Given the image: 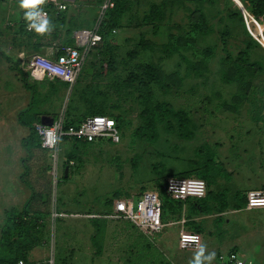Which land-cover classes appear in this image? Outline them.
Wrapping results in <instances>:
<instances>
[{
	"label": "rangeland",
	"instance_id": "rangeland-1",
	"mask_svg": "<svg viewBox=\"0 0 264 264\" xmlns=\"http://www.w3.org/2000/svg\"><path fill=\"white\" fill-rule=\"evenodd\" d=\"M76 1L65 3L61 13L65 17L70 13L71 20L72 12L78 11L77 21L82 16L86 20L91 18V23L77 25L74 30L89 27L102 3ZM231 2L129 0L113 29L111 42L107 46L98 44L85 55L80 73L71 85L65 82L61 86L48 76L30 79L36 84L41 110L74 121L85 115L93 102L114 120L118 130L115 143L102 139L75 147L72 161L68 162L71 174L66 181L60 178L58 167L69 152L63 141L56 148V163L45 149L34 148L25 156L20 139L26 129L16 118L27 104L28 92L17 73L0 57V230L5 220L3 210L8 206L20 208L28 196L20 182L22 164L26 165L24 179L30 187L48 194L46 202L32 205L33 210L41 209L44 214L31 219L29 234L36 244L26 254L28 262L191 264L199 249L194 252L177 248L178 232L188 229L181 226L184 223L180 219V224H174L173 215L166 213L164 230L151 235L140 233L128 220L102 215L110 211L105 200L112 203L129 199L135 203L144 191H155L161 205V201L170 198L164 190L161 193L159 185L167 176L180 172L199 178L200 168L206 165V176L200 179L205 184L214 182L218 169L223 172L221 164L214 160L215 147L227 143L228 136L237 134L239 129L252 124L264 127V40L263 45L253 43L245 24L233 14ZM55 3L57 0H45L38 9L46 4L54 7ZM151 3L157 4L159 16L152 24L142 23V14ZM19 5L20 0H0V49L17 59L23 68L28 55L50 57L51 52L67 44L61 41L62 35L52 41L44 39L48 42L45 52L19 44L12 30L26 22L27 11ZM197 13L205 23L201 33L192 31ZM257 18V29L252 24L249 29L252 33L260 31L264 38V12ZM174 47L178 51L172 53ZM239 52H245L248 62H257L261 67L246 66L240 81L225 82L222 76L228 79L233 75L227 69V61ZM140 64L156 67L163 77L162 84L168 88L158 87L148 75L138 72ZM155 102H166L173 110L182 111L187 119L184 127L179 130L172 117L169 122L155 123L153 129L146 126L145 106ZM232 141H236L235 137ZM90 218L99 219L101 224L93 226ZM96 232L100 234L93 238ZM16 234L13 233L12 240ZM27 240L30 241L29 236ZM213 252L215 258L210 264H220L217 256L226 251L209 248L205 256ZM261 260L253 264H264V257Z\"/></svg>",
	"mask_w": 264,
	"mask_h": 264
},
{
	"label": "trees",
	"instance_id": "trees-1",
	"mask_svg": "<svg viewBox=\"0 0 264 264\" xmlns=\"http://www.w3.org/2000/svg\"><path fill=\"white\" fill-rule=\"evenodd\" d=\"M127 3L129 4V0H113L112 7L104 10L98 25V33L100 35V41L98 44L107 46L109 42H111V39L113 37V29L117 26L121 14L127 9L124 7V5H126ZM241 3L245 10L254 19H258L257 17L264 12V0H243ZM232 5L235 9L233 14L239 17L240 21H242L239 9L234 5V3H232ZM43 8L46 9L48 12L46 20H48L49 31L45 32L44 34L37 33L35 29L27 31L25 27L29 22L26 21L25 23L19 24L16 29L12 30L15 37L14 39L17 40L18 43L22 46L32 47L33 50L39 49L37 52H39L40 50L41 52H45L44 46H46L48 42L45 43L44 39H50V41H52L57 39L59 35L64 36V38L61 37V41L64 44L72 45L73 39L72 37H69L70 29L63 28L65 20L64 14L61 13V11L56 12L51 4H46ZM158 13L159 10L157 4L151 3L150 5H148L147 11L142 14V23H154L157 17L159 16ZM152 28H154V26H152ZM204 30L205 23L201 18L200 14L197 13V15H195L194 22L192 23V31L201 33ZM250 39L253 41L254 44L258 45V43L253 38L250 37ZM172 49V53L178 51L177 47H174ZM0 57H2L7 63H9L11 69H13L17 73L23 88L26 89L29 94L28 104L24 109H22L18 113L19 122L23 126H26L28 129L27 135L21 140L22 147L28 154H31V151L34 148L44 150V148H42L40 145L38 128H36L34 124L35 121L38 123V119L41 115L46 114V111L41 110L37 105L38 101L36 84L30 81L27 72L19 65L17 59H12L10 56L6 55L1 49ZM227 64V69L230 70V74L232 72L233 75L229 77L230 79H227L226 76H222V80H224L225 82L240 81L243 77L244 70H246L247 68L246 66L253 68L261 67L257 62H248L247 55L245 52H239L234 59H228ZM137 71L142 74L144 73L145 75H148L149 79L156 82L158 87L162 89L163 87L168 88L166 84H162L161 80L163 77L156 70V67L150 64H140L137 65ZM56 81L59 82L61 86L65 85V82L63 81H60L58 79H56ZM49 85L54 86V84ZM72 90L73 87H71V91ZM90 103L91 108L88 109L85 115L80 117V119L72 121L67 116L63 117L64 125H77L85 116L104 115L102 113L103 110L101 109V107L96 106L93 102ZM144 111H146V126L150 127L151 129L154 128L155 123L169 122V119L171 117L176 120L177 128L179 130H181L187 122V119L185 118V115L184 113H182V111L173 110L172 107L166 102H155L153 104L149 103L145 106ZM68 140H70V146L65 165H67V167H70L68 161H72V159L70 158H73L74 156V148L78 147L81 143L90 144L94 142H85L66 136H63L60 139V141L63 142ZM206 171V165L202 166L200 168V173L198 174L199 178H205ZM187 174L188 173L180 172L176 176H186ZM159 187L161 193H163V184L159 185ZM205 195L203 197H205ZM47 196L48 194L46 195V193L40 194L31 191L30 196L21 204L20 208L16 209L15 207H9L4 212L5 220L0 230V264H16V260H20L21 262H24V264H32L28 262L25 258L27 252L34 246V244H36V241L34 240V238H32V235L29 234L31 226L33 225L32 220L37 219L38 217H42V215L44 214L41 209L36 208L33 210L32 205L37 201H39L40 204L46 202ZM113 197H116V195L114 194ZM186 201L190 202V205L193 210H200L204 213L210 211L208 207L203 206V199L198 198L196 200L193 199V201H191V199H186L184 201H174L167 199L166 201H161L160 205L162 223L165 224L166 222V213L173 215L176 219H179V217L181 218L182 203L184 204L186 203ZM105 205L110 206L111 201L105 200ZM185 221L186 220H184L183 223H185ZM191 221L189 222V227L191 228L190 230L193 232H197L198 227ZM89 222L93 226L101 224L100 220L97 218H90ZM193 224L196 227H194ZM13 233H17L16 238L14 240L11 239ZM99 234L100 232H96L93 235V238H96L97 236H99ZM27 236H29L30 241L27 240ZM92 242L95 243L96 240H93Z\"/></svg>",
	"mask_w": 264,
	"mask_h": 264
},
{
	"label": "built area",
	"instance_id": "built-area-1",
	"mask_svg": "<svg viewBox=\"0 0 264 264\" xmlns=\"http://www.w3.org/2000/svg\"><path fill=\"white\" fill-rule=\"evenodd\" d=\"M237 1L241 6L239 11L248 33L257 43L263 45L262 33L255 32V30L252 33L248 26L252 24L257 29L258 20L245 10L240 0ZM112 4L113 0H102L94 22L89 27H81L72 31V45L54 50L50 53V57L40 54L27 56L23 69L27 72L28 77L40 79L43 76H48L71 85L79 73L85 55L99 43V21L104 10L112 7ZM54 9L56 12L63 11L65 3H55ZM37 10L41 13V19L47 18L46 9ZM28 24L25 29L30 31L32 29L28 27ZM38 135L41 147L49 151L52 159L56 157V148L63 136L85 142L104 139L112 143L117 142L119 137L114 120L106 115L85 116L77 125H64L63 116L58 115L52 119L49 126H41L38 129ZM163 190L171 200L184 201L189 198H202L205 195L206 186L204 181L197 177L171 175L165 178ZM244 207L246 209L263 208L264 189L248 190L245 193ZM98 216L91 215L90 217ZM102 217L128 220L142 232L150 235L159 232L164 225L161 221L160 204L155 191L142 192L135 203L129 199L113 200L111 210ZM176 244L180 250H195L199 247L200 236L196 232L181 228ZM217 261L220 264H244V260L233 252L218 255ZM16 264H22V262L19 260Z\"/></svg>",
	"mask_w": 264,
	"mask_h": 264
},
{
	"label": "crops",
	"instance_id": "crops-1",
	"mask_svg": "<svg viewBox=\"0 0 264 264\" xmlns=\"http://www.w3.org/2000/svg\"><path fill=\"white\" fill-rule=\"evenodd\" d=\"M61 2L67 5L68 3L73 4L77 1L57 0V3ZM69 14L67 13L65 17L63 28H71V33L74 30L73 27L83 25L86 22L88 25L91 23V18L86 20L82 16H80L82 19L77 21L78 11L72 12L71 20ZM43 116L51 117L52 119L56 117L51 112H46ZM16 120L19 125L23 126L18 120V115ZM34 124L38 129L43 126L40 124V117L38 123L35 121ZM23 127L26 129V133L20 139L21 146L22 138L28 133L27 127ZM236 132L237 134L228 136L227 143H220L215 147L216 155L214 156V160L219 165L221 164L223 172L218 169V176L215 181L212 183L206 181V195L199 198L204 200L203 206L208 207L210 211L204 213L200 210H193L190 202L186 201V203H182L181 218L179 217V219L186 220L184 225H181L185 229H191L189 227L191 220L198 227L196 233L200 236V244L197 249L190 251L195 252L203 245L205 246V252H208L209 248L226 251L225 253L233 252L240 259L244 260V264H253L262 261L261 259L264 257V207L246 209L244 203L245 193L248 190L264 189V127L259 128L252 124L251 127L239 129ZM234 137L236 141H232ZM232 142H236L237 144L232 146L230 145ZM63 144L69 149L70 140L64 141ZM229 145L230 148L227 149ZM23 150L25 151L24 148ZM60 150L62 149L60 148ZM25 156H29L26 151ZM26 159L23 158L22 160ZM56 159V157L53 159L54 163H56ZM65 161L66 159L60 160V164L58 165L61 170L60 178L62 181H66L71 174V168L65 165ZM68 162L70 163L71 161ZM21 167L23 170L20 182L28 192V196L24 199L25 201L30 196L31 191H36L24 179L27 174L26 165L22 164ZM64 167H67L66 176H63ZM45 192L36 193L45 194ZM111 207L112 203L109 210H111ZM8 208L9 206L3 210V215L4 211ZM86 215L88 217V214ZM179 219H176L174 224H180ZM195 225L194 227H196ZM163 228L161 230H164ZM137 231L144 233L138 228Z\"/></svg>",
	"mask_w": 264,
	"mask_h": 264
},
{
	"label": "clouds",
	"instance_id": "clouds-1",
	"mask_svg": "<svg viewBox=\"0 0 264 264\" xmlns=\"http://www.w3.org/2000/svg\"><path fill=\"white\" fill-rule=\"evenodd\" d=\"M45 3V0H20V7L26 9L25 20L30 22L28 27L35 29L39 34H44L49 31L48 20L41 19V13L37 10L39 5ZM215 258V253H210L205 256V246L201 245L199 251L195 254L191 264H205L207 261L208 264Z\"/></svg>",
	"mask_w": 264,
	"mask_h": 264
},
{
	"label": "water",
	"instance_id": "water-1",
	"mask_svg": "<svg viewBox=\"0 0 264 264\" xmlns=\"http://www.w3.org/2000/svg\"><path fill=\"white\" fill-rule=\"evenodd\" d=\"M233 3L238 7V9H241V6L239 4V2L237 0H232ZM52 122V118L51 117H47V116H40V124L43 126H49ZM66 171H67V167H64L63 169V176H66Z\"/></svg>",
	"mask_w": 264,
	"mask_h": 264
}]
</instances>
